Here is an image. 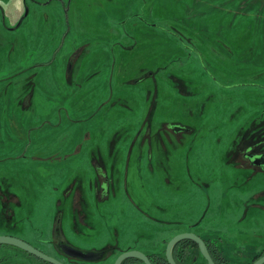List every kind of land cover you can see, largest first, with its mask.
<instances>
[{
	"label": "rangeland",
	"instance_id": "1",
	"mask_svg": "<svg viewBox=\"0 0 264 264\" xmlns=\"http://www.w3.org/2000/svg\"><path fill=\"white\" fill-rule=\"evenodd\" d=\"M39 1L44 3L28 0L30 10L22 25L12 34L15 43L5 52L0 50V98L22 95L29 89L26 83L28 71L8 77L10 73L20 66L30 68L32 64L50 59L59 50L54 63L56 70L52 74L44 70L37 80V89L44 95L39 107L44 110V120L48 116L54 122H60L59 126L63 125L54 129V133L45 131L39 140H57L60 145L53 149L17 150L12 154L21 155L15 158L26 156L30 159L35 152L38 157L51 156V161L55 162L48 167L56 171V175L63 172L64 178L51 180L50 172L44 171V163L39 161L32 162V166L22 165L20 172L17 166L9 165V159L1 161L0 231L14 233L34 246L44 248L41 242L44 236H50V229L46 231L47 220L53 215L50 212L54 208L62 209V221L72 213L75 215L74 210H65L69 197L72 205H76L78 217L84 216L80 225L86 220V225L91 227H85L90 232L85 235L93 236L102 225L98 219L102 212L95 213L96 207L89 206L92 201L84 175L92 167L87 164L85 168L77 169V162L73 160L71 169L60 166L56 163L55 154L65 155V158L71 155L75 145L82 141V133L88 125L93 131V139L100 138L104 145L106 139L118 142L122 138V124L136 130L134 126L139 127L152 103L149 92L154 96L153 87L156 86L158 99L154 109L159 110L162 116L179 120L191 128L189 132L173 134L164 127L158 135H162L166 148L180 144L185 150L190 175L180 180L189 194L197 197L192 214L199 216L205 212L204 223L219 216L236 222L245 231L252 229L254 217L259 221L256 223L257 231L264 232V169L249 167L250 162L243 156L250 143H257V149L264 150V0H70L69 12L61 7L58 0ZM0 2L5 3L7 22L12 21L9 10L15 13L24 10L23 0ZM135 13L144 20L136 17ZM73 44H86V47L91 44L93 54L87 59L93 64L92 69L95 64L100 67L104 63L100 72L104 78L111 76L115 65L114 79L111 80L112 96L109 83L105 79L98 82L96 74L66 105L67 96L73 95L72 87L58 82L59 73L55 72L62 64L61 55L70 53ZM43 49L44 56L40 55ZM3 74L7 78L2 79ZM109 94L112 101L103 105ZM60 98H65L63 105L72 111L70 119L73 121L61 117L64 120L61 122L54 113L51 99L58 102ZM0 109L4 114L9 112L5 116L2 113L3 121H0L11 129V135L17 136L14 148H20L19 142L25 139L20 127L25 126L18 122L26 121L24 113L18 109L12 115L14 106L10 104L2 105ZM94 111L99 112L90 119ZM116 127L122 131L112 136L111 131ZM59 129L63 130L58 132ZM145 133H142L144 141H155L152 138L154 133ZM133 135L132 132L129 137ZM12 144L9 138L1 142L0 156L9 152L1 146L8 148ZM111 151L114 162L119 165L111 172L114 178H120L124 172V157L120 159L115 148ZM137 153L138 150L134 149L131 156L137 158ZM183 156L176 155L172 161L180 162ZM136 162L130 166V175L131 169H136ZM109 169L107 166L108 172ZM181 173L185 175L183 171ZM44 175L49 176L48 181ZM127 183L129 181L126 186ZM122 188V180L113 181V194L108 201L117 200ZM102 193H97L101 203L105 200ZM167 200L170 210L160 212L154 207L151 213L154 216L160 213L172 216L174 203ZM115 214L117 219L112 226H118L120 233L117 236L120 237L126 231L125 221L130 218L125 208L115 210ZM74 229L72 224L73 238ZM251 240L255 245L262 243L257 238ZM6 248L3 247L2 251ZM32 257L33 264H42L35 256ZM113 257L110 255L99 263L93 261L88 264H114Z\"/></svg>",
	"mask_w": 264,
	"mask_h": 264
},
{
	"label": "flooded vegetation",
	"instance_id": "2",
	"mask_svg": "<svg viewBox=\"0 0 264 264\" xmlns=\"http://www.w3.org/2000/svg\"><path fill=\"white\" fill-rule=\"evenodd\" d=\"M58 1L61 3V7L66 8L67 12H69L71 1ZM32 2H36L37 4L44 3L39 0H32ZM66 2H68V4ZM22 4L24 10L19 13H15L14 10H9L11 12L10 15L12 16V21L7 22V9L5 3L0 2V50L3 49L4 52L8 47L10 48L15 43V37L12 34L25 20V17L27 16L24 12L26 7L28 6V9L30 10L28 0H23ZM135 16L144 20L142 16H139V13H135ZM85 45L86 44H73L71 47L73 49H71L70 53L67 52V54L61 55L60 62L62 64H60L61 66L59 65V70L57 69L55 72V74L59 73L58 82H64L68 86L75 84L76 86H73V89L77 90V92H81L80 89L82 90L84 88L85 83L93 79L98 72L96 64L94 69H92L93 64L87 59L89 54L83 51L85 50L84 48H87ZM58 51L59 50H56L50 59L32 64L30 65V68L28 66H20L17 71L9 74L8 77L25 70L28 71V81L26 83L29 86V89L22 95L12 94V96L5 95L4 99L0 98V108L2 105L8 106L10 104V106H14L13 112H11L12 115H14V112H17L19 109L24 113L23 116H29V119L36 121V123H32L30 129L29 127L28 129H20L21 131H26L24 139L26 141L22 147L14 148L16 147L15 138L17 136L11 135V132L8 131L9 129H7L6 125L1 122L3 121L1 119V114L3 113V116H5V114L8 115L9 112H5L4 114L0 109V143L5 142L6 138L13 141V144L8 146V148L6 145L1 146L6 148V150H9V152L4 153V156H0V162L9 159V165L16 168L17 160L22 161L23 159H27V157L22 156L25 158H15L21 155H14L12 152L28 149L33 142V135L40 136V130L44 132L45 113L43 109L39 108L44 101V95L38 92L37 80L40 79L44 70H47V72H50L51 74L56 70L53 65L56 62ZM40 55L44 56V49ZM82 56L83 58L80 61ZM3 75L2 79L7 78L5 74ZM112 78L113 74L111 72L110 82ZM56 83L57 81L55 80L54 84ZM110 88V94L112 96L113 84H110ZM156 89V86L153 87V91L155 92L154 96H152L153 92H149V99L152 103L149 108H147L148 111L142 119V122L139 124V127L134 126L136 130H133V126L122 124V138H119L118 142H112L117 140L111 139L108 141V139H106L105 145H103L100 138L93 139V131L90 128L86 130L87 126L82 133V141L75 145L74 152L75 154H78L79 159L76 157L73 161L77 162V169H83L87 164L92 167L89 173L84 175L86 176V178L84 177V181L87 182L86 190L87 193H89L88 196L90 197V201H92V205L89 206L96 207V210H94L95 213H98L99 211L102 212L99 215L100 218L98 217L99 221L102 222L98 231H96L91 237L85 235L90 233L85 230V227L89 229H91V227L86 225L85 220L82 222V226L85 225L82 228L80 223L81 220H84V216L78 217L77 213H75L76 205H72L71 199L68 197L67 200L69 204L67 208L74 210L73 212L75 214L74 216L73 213L71 215L72 224L76 229V231L74 229L76 232L74 234V240L67 235V232L64 229L62 209L60 210L58 208L57 210L55 208V211L57 210V212L56 214L54 213L51 224L50 220H47L48 224L46 231L50 229V236H44V239L41 242L44 243V248L38 246L35 247L60 260L64 264H88L93 261H98L97 263H99L110 255H114L113 260L115 259L116 261L122 252L129 250H140L144 252L152 264H173L166 255V246L168 242L179 234L192 233L201 239V243L192 237H182L178 239L172 248V255L175 264H210L209 259L203 252L204 248L207 250L215 264H252L257 259L264 256V232L257 231L256 223H259L257 219L253 217L252 229L245 231L241 230L236 222L224 220L219 218V216L217 218H210L204 223L205 212L199 216L192 214L193 202L197 197L189 194L186 185L180 180L183 176L187 177L190 175L188 163L186 162L185 150L180 144L176 146L171 144L170 148H166V145H163L164 142L162 135H158L164 127L169 129L173 134L189 132L191 128L188 124L180 122L179 120H173V118L162 116L159 113V110L156 111V109H154L158 99ZM110 94L105 98L103 105H107L112 101V99H110ZM56 96L59 98V95ZM60 99L61 100L58 102L51 99L55 108L53 111L56 114L58 111L57 109L62 113V104L65 98ZM152 106L153 108H151ZM89 118L91 119L93 117L90 116ZM51 120L52 119L47 116L46 124L52 125ZM59 127L60 126H57V128ZM122 130L119 127L113 128L111 135L113 136L114 133L118 134ZM132 132L134 135L129 137V134ZM145 132L154 133L152 138H155V141H144L145 136L143 134ZM94 133H96V131H94ZM20 134L21 133H19V135ZM88 137L90 138L89 141H87L89 139ZM136 139L138 141H136ZM112 148H115L120 155V159L124 157L122 163L124 172L120 178H114V173L111 172V170L113 171V169H117L119 166L117 162H114L115 158L113 157L114 153L111 151ZM134 149L138 150V153L136 154L137 158L131 156ZM139 150L141 151L140 153ZM81 153L86 155L80 156ZM176 155H184V159H181L182 162L172 161ZM243 156L245 160L250 162L248 164L249 167L264 169V150L257 149V143H250L244 150ZM128 158L130 159L129 162ZM28 159L44 160V157H38L35 152L33 153L32 159ZM135 161H137L136 169H131L132 175H130V166L134 165ZM96 162L97 165H95ZM107 166H110V172L106 170ZM136 170L137 173L133 174ZM18 171L20 172V170ZM182 171L185 175L181 173ZM173 179L176 181H173ZM115 180H122L123 192L119 195L117 200L114 199L115 201L111 200L109 202L108 199L111 194H113V181ZM128 181L129 183H127L126 186V182ZM139 181H141V184ZM164 186H166V188ZM98 191L103 192L102 194L105 197V200L102 203L97 198ZM167 198L174 203V208L171 210L172 216L168 217L165 213H160V215L154 216V214L151 213V210H155L154 207H157L160 212H165L166 210L171 209L169 201H166ZM85 199L87 203V198L85 197ZM118 200H120L119 204H117ZM144 200L147 201L146 206L142 204ZM80 201L83 203L81 199ZM123 208H125L127 216L130 219L125 221L127 222L126 231L124 230L125 233L119 237L117 236L120 233L118 226H112V222L117 219L115 210H122ZM114 214L115 217L113 216ZM148 228H150V230H148ZM0 234L16 236L11 232L0 231ZM85 237H89V239L87 240ZM252 238L260 239L262 240V243L255 245L251 240ZM21 239L30 243V241L25 238ZM69 245L78 250L87 252L90 256L82 258L76 254L67 253L66 248L68 249ZM3 247H7L5 251H2ZM32 256L35 255L20 247L0 243V264H33ZM35 258L42 264H55L52 261L41 259L37 256H35ZM120 264L146 263L138 257L130 256L122 259Z\"/></svg>",
	"mask_w": 264,
	"mask_h": 264
},
{
	"label": "crops",
	"instance_id": "3",
	"mask_svg": "<svg viewBox=\"0 0 264 264\" xmlns=\"http://www.w3.org/2000/svg\"><path fill=\"white\" fill-rule=\"evenodd\" d=\"M70 9H71V5H70ZM69 15H70V13H69ZM137 44H138V42H136ZM135 45V44H134ZM133 45V46H134ZM85 50H83L85 53H88L89 54V56L90 55H92L93 54V52H92V50H93V47L91 46V44L90 45H88L87 46V48H84ZM140 51L141 50H139L138 51V54L140 53ZM84 56V55H83ZM83 56L81 57V59H80V61L82 60V58H83ZM106 62V61H105ZM55 65V64H54ZM53 65V66H54ZM110 66V64L108 65V67ZM96 67H97V69H98V72H97V76H96V80L99 82V81H102L103 79H105L104 81H106V82H108L109 83V86H110V84H111V82H110V77H106V78H104V76L103 75H101L100 74V72L103 70V68H104V63L102 62V64H101V66L99 67L98 66V64H96ZM158 67H160V66H158ZM157 67V68H158ZM115 65L113 66V71H112V74H113V72H115ZM155 70H157V69H155ZM113 79H114V76H113ZM104 83V82H103ZM98 85L100 86V84L98 83ZM71 87H72V92H73V95L71 94V95H69V96H67V98H68V100L66 101V105L70 102V99L72 98V96L73 97H75L76 95V93H77V90H75V89H73L74 87L73 86H76L75 84L74 85H70ZM104 86V85H103ZM80 91H81V89H80ZM71 96V97H70ZM84 103V105L85 106H90V104L89 103H87V102H83ZM58 111H57V114H56V116L61 120V122L62 121H64L61 117H68L69 119H70V117H72L73 116V113H72V111H70L69 109L67 110L65 107H64V105L62 104V113H60V111H59V109H57ZM55 113V112H54ZM97 113L98 112H92L91 114H90V116H92V117H96V115H97ZM102 113V112H101ZM24 117H26V121L24 120V122L23 123H21V122H18L19 124H22V125H24L25 126V128L26 129H28V127H29V129H30V125L32 124V123H36V121H33L32 122V120L31 121H29V116L27 117V116H24ZM53 119H55V117L53 118ZM58 119V120H59ZM71 121H73L74 119L72 118V119H70ZM29 121V122H28ZM50 121V120H49ZM32 122V123H31ZM46 120H44V132L46 131V133L47 132H53L54 133V129H56L57 130V126H59V123L60 122H54V121H52L51 120V122H52V125H47L46 124ZM17 125V127H20V125ZM55 124V125H54ZM61 126H63V125H61ZM60 126V127H61ZM89 128V125H88V127L86 128V130ZM20 129H23V127H20ZM68 129H71V128H68ZM63 129H59L58 130V132H60V131H62ZM9 132H11V129H9L8 130ZM21 131V130H20ZM13 132H17L16 130H14ZM44 132H42V130H40V136H36L35 134L33 135V138H32V144L28 147V148H33V149H35V150H37V149H39V148H42V149H53V148H57V147H59V145H60V143L57 141V140H44V145H43V141L42 140H39L40 138H42V135H44ZM113 132V130L111 131V133ZM17 133H19V132H17ZM26 134V131L24 132V135ZM89 138V137H88ZM48 139V138H47ZM90 140V138L87 140V141H89ZM25 141L26 140H24L23 142H19L20 144H21V147H22V145L25 143ZM35 142V143H34ZM34 143V144H33ZM102 143V142H101ZM107 143V142H106ZM104 145V144H103ZM75 148V147H74ZM52 155H53V153H52ZM77 155V156H76ZM83 155H86V154H84V153H81L80 154V156H83ZM55 156H56V158L58 159L57 161H56V163L58 164L59 163V165L60 166H62V165H65V166H67V167H69L70 169H71V166H70V163L72 162V160H74V158H76L77 157V159H79L78 158V154H75V152H74V150L72 151V153H71V155H67L66 156V158H65V155H61V154H55ZM52 160V158H51V156H44V160H40V159H35V160H29L28 158L27 159H23L22 161H17V170H21L23 167H22V165H24V164H28L29 166H32V162H34V161H39V162H41V163H44V171H46V172H50V179L51 180H54V179H57V180H59V179H62L63 180V178H64V176H63V172H61L60 173V175L58 174V175H56V171L54 172L53 171V169L52 168H49L48 166H53V164H51V163H54L55 161H51ZM86 162V161H85ZM28 169H32L31 167H29ZM62 170H64V168L62 169ZM59 173V172H58ZM49 178V176L48 175H44V179H48ZM48 181V180H47ZM61 181V180H60ZM65 210H68V211H70V209L69 208H67L66 207V209ZM50 213H52L53 215H52V219H50L49 218V220H50V224H51V220H53V216H54V213H55V208H54V210L53 211H51ZM70 220H71V222H72V219H71V216L69 215V217H68V219L67 220H64V229L66 230V232H67V235L70 237L71 236V238H73V236L71 235V231H70V226L72 225H69V223H70ZM74 239V238H73Z\"/></svg>",
	"mask_w": 264,
	"mask_h": 264
},
{
	"label": "water",
	"instance_id": "4",
	"mask_svg": "<svg viewBox=\"0 0 264 264\" xmlns=\"http://www.w3.org/2000/svg\"><path fill=\"white\" fill-rule=\"evenodd\" d=\"M49 1H51V0H49ZM28 11H29V9L27 6L26 11H25V15L28 14ZM182 237H192L201 243V239L192 233H182V234H179V235L175 236L174 238H172L166 246V255H167L168 259L173 264H175V262H174V258L172 255V248H173V245L175 244V242L178 241V239H180ZM0 243L15 245L17 247H20V248L34 254L35 256H37L41 259H46V260L52 261L55 264H64L60 260L54 258L51 255L44 253L43 251L36 248L34 245L28 243L27 241H25L19 237H16V236H12V235H8V234H0ZM66 251L69 254H76L77 256H80L82 258H87L90 256V255H88L87 252H84L82 250H78V249H76L70 245L68 246V249L66 248ZM203 252L205 253L206 257L209 259L210 264H215L213 259L211 258V256L209 255V253L207 252V250L205 248H204ZM130 256L138 257V258L144 260V262L146 264H152L150 259L148 258V256L140 250H129V251L122 252V254H120L119 257L116 259L115 264H120L122 259H124L126 257H130ZM262 263H264V256L260 257L259 259H257L252 264H262Z\"/></svg>",
	"mask_w": 264,
	"mask_h": 264
}]
</instances>
